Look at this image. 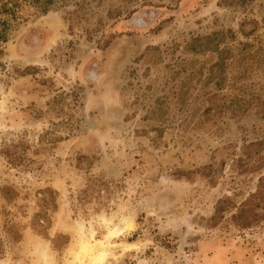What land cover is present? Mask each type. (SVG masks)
I'll return each mask as SVG.
<instances>
[{"label": "rangeland", "instance_id": "rangeland-1", "mask_svg": "<svg viewBox=\"0 0 264 264\" xmlns=\"http://www.w3.org/2000/svg\"><path fill=\"white\" fill-rule=\"evenodd\" d=\"M0 19V264H264V0Z\"/></svg>", "mask_w": 264, "mask_h": 264}, {"label": "trees", "instance_id": "trees-1", "mask_svg": "<svg viewBox=\"0 0 264 264\" xmlns=\"http://www.w3.org/2000/svg\"><path fill=\"white\" fill-rule=\"evenodd\" d=\"M31 4L38 6L42 12H47L55 6L57 0H28ZM7 37V24L4 20L0 19V40H5ZM251 143L247 144V147ZM261 207L264 209V175L258 177V184L256 190L243 201L236 212L232 214V219L240 228H247L253 222L259 219V213L256 208ZM219 206L216 207V214L219 212Z\"/></svg>", "mask_w": 264, "mask_h": 264}, {"label": "bare ground", "instance_id": "bare-ground-1", "mask_svg": "<svg viewBox=\"0 0 264 264\" xmlns=\"http://www.w3.org/2000/svg\"><path fill=\"white\" fill-rule=\"evenodd\" d=\"M100 255V254H99ZM91 260H92V256H91V258H90Z\"/></svg>", "mask_w": 264, "mask_h": 264}]
</instances>
